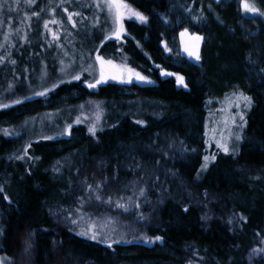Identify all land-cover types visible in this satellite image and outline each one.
I'll use <instances>...</instances> for the list:
<instances>
[{
    "label": "trees",
    "instance_id": "trees-1",
    "mask_svg": "<svg viewBox=\"0 0 264 264\" xmlns=\"http://www.w3.org/2000/svg\"><path fill=\"white\" fill-rule=\"evenodd\" d=\"M64 2L19 0L8 10L14 23L31 17L27 42L0 49V71H8L0 84V251L8 263L248 264L264 242V16L246 13L245 0H127L148 22L126 21L140 44L125 49L126 58L144 65L151 83L88 88L95 81L87 74L73 80L60 71L63 59L106 57L113 40L102 43L104 31L95 27L78 34L79 51L49 43V10L73 29ZM248 2L264 11V0ZM185 29L202 37L199 60L179 53ZM239 91L252 98L243 139L235 154L200 172L207 101ZM149 100L155 109L145 106ZM92 224L107 236L78 235Z\"/></svg>",
    "mask_w": 264,
    "mask_h": 264
},
{
    "label": "rangeland",
    "instance_id": "rangeland-1",
    "mask_svg": "<svg viewBox=\"0 0 264 264\" xmlns=\"http://www.w3.org/2000/svg\"><path fill=\"white\" fill-rule=\"evenodd\" d=\"M26 3V0H22ZM62 1V0H61ZM27 4V3H26ZM65 4L71 5L72 8L67 7ZM17 3L14 2V0H7V3L3 7L2 10H0V21H2V25H0V49H7L8 44L13 43L14 41H18L19 43L23 44L27 42V35L28 32L27 28V21L25 20V16H30L28 13L24 14L22 19L18 20L17 23H14L12 18L8 16V10L9 7H15ZM64 8L67 9L68 12H79L81 15L74 16L73 20L76 22V27L73 29H70V27H65V22L61 17H58L53 13L52 10H49L48 18L45 21H51L55 19L58 21V23L52 24L49 23L48 28L52 31L56 32L59 36L58 40H53L51 33L49 32V35L51 39L48 41L49 43L52 42L56 45V47L59 50L64 51L66 54L68 51L75 52V50L80 49V45L77 43V39L79 38L78 34H83L85 36H89L92 32H94V28L97 27V29H103L104 31V39H102V43H105L108 41V39H105L106 35H111V30L113 28V24L111 19L107 15V11H101L100 8H97L96 5L93 3V0H67V2H64ZM68 12L67 16H68ZM67 16L65 17L66 20H68ZM77 18V19H76ZM135 18H125L123 20L124 24V33L121 35L120 40H116L115 38H112L113 43H109L108 45V55L104 57L105 59L112 60L115 64H127L129 67L134 68L136 71L140 73H144V65L140 69L135 68L131 65V63L128 60V57L126 58L125 49L130 48L131 50H134L136 52L137 47H140L138 38L131 34V32H127L125 26L126 21L133 20ZM136 20V19H135ZM44 21V22H45ZM138 23H140L138 20H136ZM78 23V24H77ZM44 26V23H43ZM17 29H19V32H17ZM139 30H136L135 33H137ZM5 35L8 36V39L5 40ZM26 36L27 39H24L23 37ZM193 35H186L182 37L180 35V43H179V53L182 56L185 55L189 59L193 57H189L188 53L184 51L185 44L191 45L193 43L191 37ZM122 40V41H121ZM54 41V42H53ZM182 41V42H181ZM17 42V43H18ZM46 55L49 56V51L51 50V47H49L46 44ZM176 56L179 57L178 53H175ZM5 56V55H4ZM4 56H1L0 58V65H2L6 60H4ZM96 56H92L91 58L81 54V53H72L68 55L65 59H63V63L60 66L61 68H64V71L62 73H65L67 77H73V75L79 74L80 76L82 74H87L89 80L95 81L99 77V64L95 59ZM197 60V59H196ZM75 65V66H72ZM92 65V69H88V66ZM91 72V74H90ZM133 80H136L133 78ZM7 81L8 83V71L7 69H2L0 71V84L1 82ZM116 81V80H112ZM118 82V81H116ZM43 92V91H41ZM243 93L244 95L248 96L244 92H230L226 94L222 98H211L208 99L206 108L209 110L208 117L206 119V127H205V141H206V147L208 152L205 154V156H208L211 158L213 155H215V160L222 154H225L221 149L216 147L215 141L217 139H220L221 134L224 136H228L229 131L231 132V138L228 140V146H229V153H233V149H238L239 144L241 143L243 139V128L239 127L240 120L239 117H236V121L233 124L229 117L236 115L237 113H241L244 115V119L247 116V113L249 112L250 107H245V103L242 100H238V97L236 94ZM94 101V100H93ZM96 101L90 103V109L94 111V108L96 106ZM239 103V107H235V104ZM157 105V101L155 100H149V103L145 106H151L152 109H155ZM142 108L139 106L137 107L134 112H141ZM225 120H228L227 126L225 125ZM213 129L216 130L215 132V138L213 139ZM207 133V135H206ZM239 135L241 139L237 141L235 139V136ZM204 156V157H205ZM214 160V161H215ZM213 162V160L210 159L208 167L210 163ZM204 163V159H203ZM202 163V164H203ZM207 167V169H208ZM206 171V170H205ZM201 171L200 172H205ZM101 228L94 229L100 233L99 237L103 238V236H107V234H104V230H100ZM1 235H2V229L0 226V247H1ZM144 240V239H143ZM105 241V240H104ZM106 241H108L106 239ZM147 241V240H146ZM144 241V242H146ZM112 244V242H110ZM0 261H3V264H9L8 263V256L0 251ZM255 261H258L260 264H264V242L260 243V247L257 250V252L250 253L248 256V264H254Z\"/></svg>",
    "mask_w": 264,
    "mask_h": 264
},
{
    "label": "snow or ice",
    "instance_id": "snow-or-ice-1",
    "mask_svg": "<svg viewBox=\"0 0 264 264\" xmlns=\"http://www.w3.org/2000/svg\"><path fill=\"white\" fill-rule=\"evenodd\" d=\"M15 3H19V0H14ZM219 2V0H218ZM7 3V0H0V10L3 9V7L5 6V4ZM26 3H28L29 6H31L32 4L35 3V0H26ZM93 3L96 5L97 8H100L101 11H107V15L108 17L111 19L112 24H113V28L111 30V35H106L105 39H112L115 38L116 40H120L121 35L124 33L125 29H124V24H123V20L127 17L129 19L131 18H135L136 20H138L140 23H147L148 22V17L145 16L143 13H141L140 11H138L137 9L133 8L129 3H127V0H93ZM62 4H63V0H62ZM243 9L246 13H252V14H259L264 16V11H262L260 8H258L254 3H250L248 2V0H245V2L242 4ZM9 11H12V8L9 7ZM65 12H68V10L65 8L64 9ZM32 16H36L38 17L39 14L37 12H32L31 14ZM81 15V13L79 12H68V21L70 23H72V27L75 28L76 27V22L73 20L74 16H79ZM31 17L30 16H25V20H30ZM2 21H0V25H2ZM49 23L52 24H56L58 23V21H56L55 19L51 20V21H45L44 22V28L48 29V31L51 33L52 35V39L53 40H58L59 36L56 32L52 31L51 29L48 28ZM17 32H19V29H17ZM187 33V29H185L184 32L181 33V36L184 37L186 36ZM24 39H27L26 36L23 37ZM8 39V36L5 35V40ZM193 43L191 45L189 44H185L184 47V51L188 53L189 57H194L195 59L199 60L200 57L198 55L197 52V48L199 45V41L202 39V37L198 36V35H193L191 37ZM3 59V58H0ZM96 61L99 64V77L97 79H95L94 83H87V87L88 88H96L97 85L99 84H103V83H107L108 80H116L120 83H131L133 78H135L137 81H141V82H147V83H151L150 80H148V78L144 75H142L140 72L136 71L134 68L129 67L127 64H115L112 60L110 59H105L103 56L101 55H97L95 57ZM11 63L15 64V61H11ZM63 63V62H62ZM159 67V66H157ZM88 69H92V65L88 66ZM64 71V68H61V72ZM91 74V72H90ZM161 75H165V76H171V75H175L174 73H170V72H165L163 70H161ZM73 80H80V75L76 74L73 75L72 77ZM177 82L181 85H183L184 87H187V84L184 83V77L182 76H176ZM61 83H63V81H61ZM50 90V89H49ZM46 90L44 92H38L36 93L37 95H45L47 91ZM238 97V100H242L245 103V107H250L252 104V98L249 96L244 95L243 93H239L236 94ZM16 103H21V101L17 100ZM4 107H8V105H3ZM239 103L235 104V107H239ZM83 107V106H81ZM96 119L97 121L100 119V113H101V108L99 104H96ZM239 117L240 120V125L239 127L243 128L244 125L246 124V121L244 119V115L241 113H237L234 116L229 117V119L231 120V122L234 124L236 121V117ZM80 119L77 118L76 123H80ZM137 124H142L143 121L137 120L136 121ZM228 124V120H225V125L227 126ZM71 128V125H68L65 131H68V129ZM89 132L92 135L96 134V127L90 126L89 127ZM213 139L215 138V132L216 130L213 129ZM4 134L8 135V131L4 130ZM207 135V133H206ZM49 139H51V137H48ZM231 138V132L229 131L228 136H224L223 134H221L220 139H217L215 141L216 143V147L221 149L225 154H228L230 149L228 146V140ZM235 139L237 141H239L241 139V137L239 135L235 136ZM233 153L235 154V150H232ZM215 155H213L211 158H209L208 156H205L204 159V163L201 165V171H205L207 170L208 164L210 159L211 160H215ZM17 159H22V157H17ZM199 175V174H197ZM89 188H91V186L89 185ZM0 191H3L2 188H0ZM144 194V189L141 188L140 189V195L142 196ZM4 199H8L7 196L4 197ZM96 199L99 200L101 199V197L99 195L96 196ZM129 200L131 201V197H129ZM109 202H111L109 200ZM134 203V202H133ZM135 206L138 208L140 205L139 204H135ZM117 207L119 208H123L125 211H127V207L124 204H120L117 203ZM184 211H188L187 208L184 209ZM143 218V217H142ZM241 219H243V217H241ZM231 222V221H229ZM72 224H77L78 221L75 219L71 220ZM95 229V225H89V227L86 230H82L81 232L78 233V235H82V236H88L89 239L92 240H96L98 238V236L100 235V233ZM155 240H162V237L157 236L155 237ZM113 243H119V241H113ZM108 247L111 248L112 244L109 243ZM0 264H3V261H0Z\"/></svg>",
    "mask_w": 264,
    "mask_h": 264
},
{
    "label": "flooded vegetation",
    "instance_id": "flooded-vegetation-1",
    "mask_svg": "<svg viewBox=\"0 0 264 264\" xmlns=\"http://www.w3.org/2000/svg\"><path fill=\"white\" fill-rule=\"evenodd\" d=\"M191 59V58H190Z\"/></svg>",
    "mask_w": 264,
    "mask_h": 264
}]
</instances>
